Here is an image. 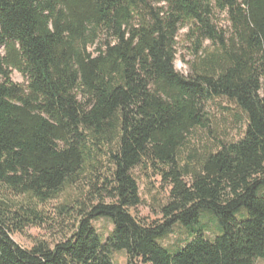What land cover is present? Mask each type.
Segmentation results:
<instances>
[{
    "label": "trees",
    "instance_id": "1",
    "mask_svg": "<svg viewBox=\"0 0 264 264\" xmlns=\"http://www.w3.org/2000/svg\"><path fill=\"white\" fill-rule=\"evenodd\" d=\"M184 28L188 77L174 69ZM215 99L245 128L197 149ZM139 168L170 187L151 224L131 213ZM175 227L188 240L172 254L159 241ZM28 228L55 237L25 249L11 235ZM115 252L127 264L264 260V0H0V264H113Z\"/></svg>",
    "mask_w": 264,
    "mask_h": 264
},
{
    "label": "rangeland",
    "instance_id": "2",
    "mask_svg": "<svg viewBox=\"0 0 264 264\" xmlns=\"http://www.w3.org/2000/svg\"><path fill=\"white\" fill-rule=\"evenodd\" d=\"M216 27L225 33L229 34L231 27L227 20V15L224 13H216L214 18ZM187 28L180 30L176 39V58L174 69L179 74L188 77L191 73L190 67L197 60L194 55V46L189 42L185 35ZM206 51L212 50L213 46L206 41L203 44ZM2 54V53H1ZM201 54V53H199ZM202 55V54H201ZM14 83L25 85L26 81L23 76L13 70L10 76ZM208 127L197 129L194 135L190 138L191 146L200 149L203 145H211L216 141H235L242 136L245 128V122L238 120L235 108L227 103L224 99H215L208 107ZM189 156V150L183 151L182 158L185 160ZM134 175L137 178L139 186V195L141 204L131 210L132 215L151 224L161 219L159 207L166 203L169 197L168 184L164 183L161 178L153 174L149 170L135 169ZM204 223L208 224L209 231H206V236L212 238L217 234L209 219L206 217ZM93 226L105 241L110 235L113 226L106 218H100L93 222ZM55 234L48 233L45 230L38 228H28L24 233H14L11 235L12 240L22 248L29 249L34 240L43 239L52 241ZM188 240L186 231L181 227H175L173 234L159 241L160 245L170 250L173 254L175 248L181 247ZM113 264H127V255L124 252H115L112 254ZM254 264H264L263 259H256Z\"/></svg>",
    "mask_w": 264,
    "mask_h": 264
}]
</instances>
